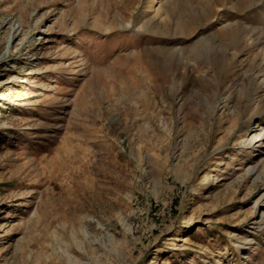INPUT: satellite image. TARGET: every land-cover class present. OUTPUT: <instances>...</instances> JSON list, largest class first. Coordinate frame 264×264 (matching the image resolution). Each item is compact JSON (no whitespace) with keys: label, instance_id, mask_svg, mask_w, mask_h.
Here are the masks:
<instances>
[{"label":"rangeland","instance_id":"374dc122","mask_svg":"<svg viewBox=\"0 0 264 264\" xmlns=\"http://www.w3.org/2000/svg\"><path fill=\"white\" fill-rule=\"evenodd\" d=\"M263 129L264 0H0V264H264Z\"/></svg>","mask_w":264,"mask_h":264},{"label":"bare ground","instance_id":"6f19581e","mask_svg":"<svg viewBox=\"0 0 264 264\" xmlns=\"http://www.w3.org/2000/svg\"><path fill=\"white\" fill-rule=\"evenodd\" d=\"M150 12V11H149ZM157 18H155V21H156ZM153 20V19H152ZM152 24V23H151ZM154 25V24H153ZM128 28H136L137 32H144L147 30L148 28V25L147 23H143L142 25H139V26H134V25H129V26H126ZM150 29V27H149ZM249 143L248 146H251L253 148L257 147L259 148L260 150H263L264 151V129L263 131H259V132H256L253 136L250 137V139L247 141ZM259 146V147H258ZM249 173L252 175V176H256L257 173H258V169L257 168H253L249 171ZM260 175V174H258ZM264 220V219H263Z\"/></svg>","mask_w":264,"mask_h":264}]
</instances>
